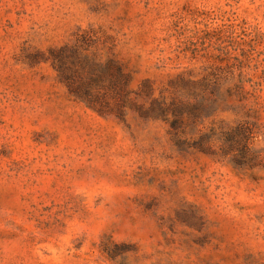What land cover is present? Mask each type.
Listing matches in <instances>:
<instances>
[{
	"label": "rangeland",
	"instance_id": "obj_1",
	"mask_svg": "<svg viewBox=\"0 0 264 264\" xmlns=\"http://www.w3.org/2000/svg\"><path fill=\"white\" fill-rule=\"evenodd\" d=\"M0 264H264V0H0Z\"/></svg>",
	"mask_w": 264,
	"mask_h": 264
}]
</instances>
